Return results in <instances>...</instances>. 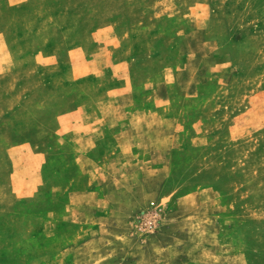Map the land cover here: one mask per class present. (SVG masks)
Here are the masks:
<instances>
[{"label":"rangeland","instance_id":"374dc122","mask_svg":"<svg viewBox=\"0 0 264 264\" xmlns=\"http://www.w3.org/2000/svg\"><path fill=\"white\" fill-rule=\"evenodd\" d=\"M0 264H264V0H0Z\"/></svg>","mask_w":264,"mask_h":264},{"label":"crops","instance_id":"0c3cea01","mask_svg":"<svg viewBox=\"0 0 264 264\" xmlns=\"http://www.w3.org/2000/svg\"><path fill=\"white\" fill-rule=\"evenodd\" d=\"M110 38L108 40L112 41L111 35L109 36ZM96 42V40H94ZM106 44H112V42L110 43H106ZM38 53V52H37ZM37 53L35 54V60H37L40 63H44V64H49V63H56L57 66L60 67V64H64V63H70L72 64V67L75 68L78 65L83 67V75H90V73H92L94 70H90L91 67L93 66L95 67L96 63H97V55L96 52L91 53V55H84V53L80 52L78 48H73L71 49V51L69 50H63L61 55H58L57 58H48V57H44L41 53L37 55ZM110 59V58H109ZM9 63H11L10 59ZM103 62H108L106 60H102ZM111 61V59L109 60ZM129 58H125L124 61H121L115 65H111L109 69V73L111 74V72L113 74H111V76H114L116 78H123L125 77V74H127V68H126V64L124 65V63H128ZM132 61V59H131ZM120 63V64H119ZM75 66V67H74ZM74 70V69H73ZM95 73V72H94ZM108 73V72H107ZM78 77V76H75ZM128 93V90L126 89H122L120 91L117 92H109L108 93V97L111 98V96L114 98L112 101L117 102V99H121L122 97H125ZM117 95H119L117 97ZM111 102V101H110ZM95 106V104L93 105ZM92 107H90V105H88V107H82L79 108L77 111L71 113L70 115L68 114L67 117H71V120H74L72 122H75L74 124H67V126L71 127L74 130H77L81 127H85V124L87 122H91L94 121V119L96 120L95 117V109ZM126 107V106H125ZM124 107V109H125ZM88 119L87 122H85L84 120ZM91 120V121H90ZM90 125H88L87 127H89ZM92 126H90L87 129V132H82L81 133H77L75 136H73V138L71 139V141H75L77 144H89V148H92L94 146V143L97 141V138H95V132H93V129H90ZM90 131L92 134H90ZM76 132V131H75ZM76 150V149H75ZM80 149H77L75 152V158L76 159H87L90 162H93L92 158L90 156H87V154H83L80 152Z\"/></svg>","mask_w":264,"mask_h":264}]
</instances>
